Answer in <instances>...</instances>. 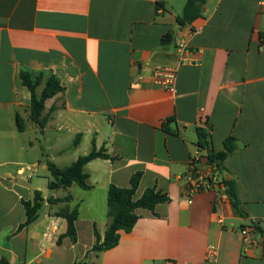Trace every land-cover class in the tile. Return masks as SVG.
Wrapping results in <instances>:
<instances>
[{
    "label": "crops",
    "instance_id": "0c3cea01",
    "mask_svg": "<svg viewBox=\"0 0 264 264\" xmlns=\"http://www.w3.org/2000/svg\"><path fill=\"white\" fill-rule=\"evenodd\" d=\"M186 1L0 0V259L203 264L215 246L216 264H264V7L260 0H207L204 15L182 26ZM182 43L190 51L185 62ZM161 66L176 69L174 91L157 84ZM22 74L42 76L38 97L51 75L63 87L45 102L44 129L31 119ZM198 128L208 131L215 152L236 139L222 176L236 181L238 208L213 192L189 197L184 175L200 150ZM94 145L110 157L86 165L91 189L50 190L47 161L67 168ZM136 173L135 200L154 188L170 201L155 212L138 209V223L120 231L118 246L93 252L95 229L104 237L111 224L109 187L129 188ZM35 191L45 202L20 230L23 202ZM65 208L79 211L76 242L64 237L67 221L57 213ZM246 227L257 242L249 249Z\"/></svg>",
    "mask_w": 264,
    "mask_h": 264
},
{
    "label": "trees",
    "instance_id": "16d2710c",
    "mask_svg": "<svg viewBox=\"0 0 264 264\" xmlns=\"http://www.w3.org/2000/svg\"><path fill=\"white\" fill-rule=\"evenodd\" d=\"M206 3L207 0H187L181 15L177 17V22L182 26L192 24L195 20L204 15ZM41 79L42 76L33 80L31 75L22 74L23 84L30 90L32 95L31 119L40 129H44L48 121V118L43 115L45 102L63 91V87L61 86L59 79L56 76L51 75L46 82L43 92L38 97L36 94V88L40 84ZM16 123L18 129L23 131L24 125L19 115L16 117ZM166 129L170 130L169 128ZM79 138L80 136L75 140L74 146H77ZM197 147L202 151H212L210 154H207V159L211 164H214L216 169L223 175L227 172L225 160L236 151L237 143L235 138L229 137L224 142V151L215 152L211 147L208 131L204 128H198ZM109 157L110 156L106 154L104 149L97 150L94 145L92 151L88 155L80 156L67 168H59L53 162L47 161L46 164L51 175L49 182L50 190L69 188L73 184H77L83 190L91 189V186L88 183L89 174L85 171L86 165L96 158L108 159ZM140 180L141 174L136 173L131 178V186L129 188H120L115 185L109 187L107 195L108 215L111 217V224L104 237H102L95 229L96 242L92 248L93 252L102 253L118 246L120 241V231L130 233L138 223V220L140 219L137 214L138 209H146L155 212L157 205L170 201L168 195L162 194L154 188L147 189L141 198L135 200L134 195L138 189ZM224 182L227 195L234 206L238 208L239 195L236 181L234 179L224 178ZM66 200L70 202L72 197L68 196ZM44 202L45 200L40 191H35L32 200L23 202L27 218L25 223L20 225V230L36 221ZM48 202L53 203L55 201L54 199H48ZM57 215L63 217L67 221V232L64 237H70L73 242H76V221L79 217L78 208H65L57 213ZM261 233L264 236V230H262ZM0 264H10V262L7 258L2 257L0 259Z\"/></svg>",
    "mask_w": 264,
    "mask_h": 264
},
{
    "label": "built area",
    "instance_id": "2783aa9c",
    "mask_svg": "<svg viewBox=\"0 0 264 264\" xmlns=\"http://www.w3.org/2000/svg\"><path fill=\"white\" fill-rule=\"evenodd\" d=\"M260 5L264 7V0L259 1ZM178 52L180 54L182 62L187 61L185 56L190 53L188 46L182 43ZM0 54H1V36H0ZM154 77L157 84L170 90H175V79H176V69L172 67H156L154 69ZM207 154L198 150L196 155L191 158L189 163V169L184 175V179L187 184L188 195L192 197L195 194L201 192H213L217 195L219 199L228 198L226 193V185L224 182V177L216 169L214 164H211L207 159ZM205 162V163H204ZM191 202V199H189ZM255 229L246 227L241 230L242 243L244 249H249L255 247L257 242L254 238ZM217 260V248L215 246H209L205 261L203 264H216ZM189 264V263H185Z\"/></svg>",
    "mask_w": 264,
    "mask_h": 264
},
{
    "label": "rangeland",
    "instance_id": "374dc122",
    "mask_svg": "<svg viewBox=\"0 0 264 264\" xmlns=\"http://www.w3.org/2000/svg\"><path fill=\"white\" fill-rule=\"evenodd\" d=\"M12 168H13V167H11V169H12ZM6 187H7L9 190L12 189V187H11L9 184H6ZM75 189H76V190H75V191H76V195H77V192H78V193H83V192H82L83 190L80 189L78 186H76ZM60 191H61V192H60V195H62V194H63V192H62L63 190L61 189ZM75 191H74V192H75ZM3 197H13V196H12L10 193L4 191V195H3Z\"/></svg>",
    "mask_w": 264,
    "mask_h": 264
},
{
    "label": "water",
    "instance_id": "95a60500",
    "mask_svg": "<svg viewBox=\"0 0 264 264\" xmlns=\"http://www.w3.org/2000/svg\"><path fill=\"white\" fill-rule=\"evenodd\" d=\"M212 151L211 150H209V151H207V154H210Z\"/></svg>",
    "mask_w": 264,
    "mask_h": 264
}]
</instances>
